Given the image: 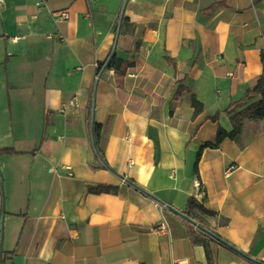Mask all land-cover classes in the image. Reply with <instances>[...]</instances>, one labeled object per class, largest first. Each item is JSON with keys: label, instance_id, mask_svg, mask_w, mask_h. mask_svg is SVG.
Masks as SVG:
<instances>
[{"label": "crops", "instance_id": "1", "mask_svg": "<svg viewBox=\"0 0 264 264\" xmlns=\"http://www.w3.org/2000/svg\"><path fill=\"white\" fill-rule=\"evenodd\" d=\"M125 1L0 3V150L15 151L0 154V230L9 220L21 230L1 258L257 264L156 198L264 263V120L218 136L219 127L234 130L231 117L245 106H230L263 72L264 0H130L116 55L134 66L119 86L99 66ZM62 11L68 20L56 22ZM180 85L191 93L175 99ZM192 95L204 107L198 116ZM76 96L79 107L60 114ZM233 164L240 168L226 177ZM105 186L118 193H92Z\"/></svg>", "mask_w": 264, "mask_h": 264}, {"label": "trees", "instance_id": "2", "mask_svg": "<svg viewBox=\"0 0 264 264\" xmlns=\"http://www.w3.org/2000/svg\"><path fill=\"white\" fill-rule=\"evenodd\" d=\"M123 25H125V22L123 23ZM139 45H140V43L137 44V50L139 49ZM167 61L170 65L175 66V64L171 58H167ZM262 63H263V72H262L257 84L253 88L249 89L246 92L244 98L241 101H239L237 103H233L230 106V109H231V107H234V106H237V107L245 106V108L243 110H241L240 112L236 113L235 115H233L231 117L232 121L235 123L234 130L232 132H226L224 129L219 127L218 136L220 139H223L226 137H228V138L236 137L241 132L242 122L245 119H251V120H256V121L257 120H264V55L262 57ZM133 66H134L133 63L122 60V59L118 58L117 55H115L111 59L109 66H108V69L113 70L116 73V75L118 76V79H119V86H122L121 80L126 76L128 70ZM102 68H104V64H100L99 70ZM184 92L191 93L188 88L180 85V87L178 88V90L175 94V99L179 98ZM256 97H260V99L258 101H255L253 103L248 104V101L255 99ZM191 102H192V107L195 110V115L196 116L200 115L204 110L203 104L200 101H198V99L196 98L195 95L191 96ZM227 112H229V109L227 110ZM218 117H219V113L216 114L215 116L211 117L210 119L214 122H217ZM208 146H212V144H206V147H208ZM14 153H15V151L11 148H5V149L0 150V154H3V155H12ZM92 193H95V194H101V193L116 194V193H118V189L114 188V187H108V186L98 187V188L93 189ZM202 210L207 214H211V215L215 214L214 212L207 210L206 208H202ZM197 242H201V241H197ZM206 251H207L208 258H210L209 252L207 249H206Z\"/></svg>", "mask_w": 264, "mask_h": 264}, {"label": "water", "instance_id": "3", "mask_svg": "<svg viewBox=\"0 0 264 264\" xmlns=\"http://www.w3.org/2000/svg\"><path fill=\"white\" fill-rule=\"evenodd\" d=\"M130 0H126L125 1V4L123 6V9H122V13H121V17H120V21H119V24H118V29H117V34H116V40H115V45H114V48H113V51L104 67V70H106L109 66V63L111 61V59L116 55L117 53V48H118V42H119V39H120V35H121V31H122V27H123V23H124V18H125V13H126V9L128 7V4H129ZM104 72V71H103ZM102 72V73H103ZM102 73L100 74L98 80H97V85H98V82L102 76ZM95 106V104H94ZM95 126V111L93 113V128ZM97 154L100 158V160L102 161V163L106 166V162L104 161V159L102 158L101 154L97 151ZM122 179H124L128 184L134 186L135 188H137L138 190L142 191L143 193L147 194L150 196V194L148 192H146L144 189H142L141 187H139L137 184H135L134 182H132L131 180L125 178L124 176H120ZM152 197V196H151ZM159 204L161 205H164L166 206L168 209L172 210L175 214H177L178 216H180L181 218L185 219L186 221L190 222L191 224L195 225L197 228H199L201 231H203L204 233H206L208 236L214 238L215 240L219 241L220 243L226 245L227 247H229L230 249L234 250L235 252H238L239 254H241L242 256H244L245 258H248L249 260L257 263V264H264V263H261L257 260H254L252 259L251 257L245 255L244 253L238 251L236 248H234L233 246H231L230 244H228L227 242H225L224 240H222V238H220L218 235H216L215 233H213L212 231L208 230L207 228L203 227L202 225L198 224L196 221L192 220L189 216H187L186 214H184L183 212L173 208L172 206H169V205H166L165 203H163L162 201L154 198Z\"/></svg>", "mask_w": 264, "mask_h": 264}, {"label": "built area", "instance_id": "4", "mask_svg": "<svg viewBox=\"0 0 264 264\" xmlns=\"http://www.w3.org/2000/svg\"><path fill=\"white\" fill-rule=\"evenodd\" d=\"M0 3H3V0H0ZM37 6L42 7L43 2L39 1L37 3ZM69 15L67 11H62L54 16V19L56 22H64L68 20ZM79 107V101L77 96L74 97L71 101H69L66 104H63L61 108L59 109V113L62 115H67L72 110H76ZM130 165H133L132 162H130ZM240 168L239 165L233 164L230 167H228L225 171V176L230 177L236 170ZM160 232L165 235H170V228L167 223H163L160 227ZM173 264H189L187 260H180V261H174Z\"/></svg>", "mask_w": 264, "mask_h": 264}, {"label": "rangeland", "instance_id": "5", "mask_svg": "<svg viewBox=\"0 0 264 264\" xmlns=\"http://www.w3.org/2000/svg\"><path fill=\"white\" fill-rule=\"evenodd\" d=\"M19 226L9 220L7 224L5 222L1 225L0 230V264H10L8 261L4 260L5 258H1V254L8 251V247L14 245L20 235Z\"/></svg>", "mask_w": 264, "mask_h": 264}]
</instances>
